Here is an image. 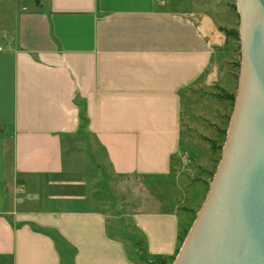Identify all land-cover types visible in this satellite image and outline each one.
Returning a JSON list of instances; mask_svg holds the SVG:
<instances>
[{
    "label": "crops",
    "instance_id": "1",
    "mask_svg": "<svg viewBox=\"0 0 264 264\" xmlns=\"http://www.w3.org/2000/svg\"><path fill=\"white\" fill-rule=\"evenodd\" d=\"M159 4L47 0L19 15L0 100L11 115L0 138V264H170L178 253L209 191L210 141L230 115L220 95L235 92L224 19ZM104 167L177 179L180 204L134 212V236L113 234L83 177Z\"/></svg>",
    "mask_w": 264,
    "mask_h": 264
},
{
    "label": "water",
    "instance_id": "2",
    "mask_svg": "<svg viewBox=\"0 0 264 264\" xmlns=\"http://www.w3.org/2000/svg\"><path fill=\"white\" fill-rule=\"evenodd\" d=\"M239 10L234 112L205 202L174 264H264V0H239Z\"/></svg>",
    "mask_w": 264,
    "mask_h": 264
},
{
    "label": "rangeland",
    "instance_id": "3",
    "mask_svg": "<svg viewBox=\"0 0 264 264\" xmlns=\"http://www.w3.org/2000/svg\"><path fill=\"white\" fill-rule=\"evenodd\" d=\"M46 2L47 0H0V47L2 49L16 42L18 37L19 15L24 12L41 9ZM159 3L160 7L165 10H184L188 9L187 7L198 8L203 6L202 8L205 11L213 14L218 13L221 18L224 19V26L221 27V30L233 31L234 34L227 37L230 39V45L228 44L226 46L222 55V63L223 68L229 69L233 75V92L235 93L223 91L222 94L229 93L236 96L242 65V31L239 0H159ZM1 50L0 100L2 104L4 101L6 104L9 97V80L11 75H9V71L11 72V62L8 57H5V53L9 51L8 48L6 47L4 51ZM235 100H229L230 107L228 113L230 115L226 118L225 129L222 131L219 143H216L219 145L220 149L214 150L217 152V158L215 159L214 169L209 172L208 180L204 182L206 192L210 188L213 176L222 157L223 146L226 142L227 132L234 112ZM3 107L2 105L0 106V117L3 121L2 128L4 131H0V138H3L2 134L7 132L11 122V115L5 113ZM83 177H86L89 183L88 194L91 203L90 208L102 210L106 214L113 234L118 233L120 235V232H123L125 236L129 238L131 234L133 235L135 233L136 230L134 231L131 222L134 212L167 210L169 208L175 209L176 205L180 204L177 190L179 181L174 178L154 176L120 177L115 175L112 170L107 167L102 169V171L93 170L87 175H83ZM199 209L200 207H197L195 210L199 211ZM195 210L192 209L193 220L194 217L197 216ZM191 224L189 227L182 230L180 235V249L175 257L170 259V264L175 263L188 235ZM134 242L140 250L142 249L143 251V243L138 240ZM65 249L67 248L65 247ZM67 250L69 251L67 257H71L72 251L69 249Z\"/></svg>",
    "mask_w": 264,
    "mask_h": 264
},
{
    "label": "trees",
    "instance_id": "4",
    "mask_svg": "<svg viewBox=\"0 0 264 264\" xmlns=\"http://www.w3.org/2000/svg\"><path fill=\"white\" fill-rule=\"evenodd\" d=\"M222 31H224L225 33H226V35H227V37H230V36H232L233 34H234V32L233 31H228V30H223L222 29ZM220 97L221 98H223V99H228V100H235V95H233V94H229V93H227V94H222V95H220ZM210 142H212V146H213V149L214 150H219L220 149V147H219V145H217L215 142H213V141H210ZM196 213V215H197V212H195ZM189 231V230H188ZM142 257H143V255H142ZM144 258H146L145 257V255H144ZM147 259V258H146ZM148 260V259H147Z\"/></svg>",
    "mask_w": 264,
    "mask_h": 264
},
{
    "label": "built area",
    "instance_id": "5",
    "mask_svg": "<svg viewBox=\"0 0 264 264\" xmlns=\"http://www.w3.org/2000/svg\"><path fill=\"white\" fill-rule=\"evenodd\" d=\"M1 49H2V48L0 47V50H1ZM186 157H187V156H183V158L187 160V158H186Z\"/></svg>",
    "mask_w": 264,
    "mask_h": 264
},
{
    "label": "bare ground",
    "instance_id": "6",
    "mask_svg": "<svg viewBox=\"0 0 264 264\" xmlns=\"http://www.w3.org/2000/svg\"><path fill=\"white\" fill-rule=\"evenodd\" d=\"M205 202V201H204ZM204 204V203H203ZM203 206V205H202ZM202 208V207H201ZM200 211V210H199ZM196 219V218H195ZM194 224V223H193ZM192 227V226H191ZM191 229V228H190ZM167 262V261H166Z\"/></svg>",
    "mask_w": 264,
    "mask_h": 264
}]
</instances>
